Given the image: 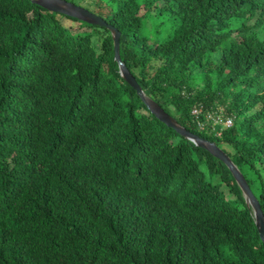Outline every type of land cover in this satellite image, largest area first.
Returning a JSON list of instances; mask_svg holds the SVG:
<instances>
[{
    "label": "trees",
    "instance_id": "16d2710c",
    "mask_svg": "<svg viewBox=\"0 0 264 264\" xmlns=\"http://www.w3.org/2000/svg\"><path fill=\"white\" fill-rule=\"evenodd\" d=\"M79 2L264 221V0ZM0 264H264L230 171L149 112L110 32L32 0H0Z\"/></svg>",
    "mask_w": 264,
    "mask_h": 264
},
{
    "label": "water",
    "instance_id": "95a60500",
    "mask_svg": "<svg viewBox=\"0 0 264 264\" xmlns=\"http://www.w3.org/2000/svg\"><path fill=\"white\" fill-rule=\"evenodd\" d=\"M39 6L52 11L68 15L84 21L89 24L98 25L105 27L112 37L113 42V59L118 65V71L120 76L135 90L136 94L149 110L159 121L163 122L165 125L171 127L178 134L184 138L190 140L192 143L208 151L211 155L222 161L225 166L230 171L232 177L234 178L237 186L239 187L245 203L251 208L254 224L258 233L259 239L264 242V221L263 214L259 207L258 201L252 194L247 182L244 177L237 169V167L231 162L229 157L212 141L203 139L196 134H193L186 130L184 127L180 126L170 115L163 111L153 100L145 96L139 85L136 83L134 77L127 70L125 65L119 58L118 55V40L119 32L111 25H109L100 16L88 11L87 9L76 5L67 0H32Z\"/></svg>",
    "mask_w": 264,
    "mask_h": 264
},
{
    "label": "built area",
    "instance_id": "2783aa9c",
    "mask_svg": "<svg viewBox=\"0 0 264 264\" xmlns=\"http://www.w3.org/2000/svg\"><path fill=\"white\" fill-rule=\"evenodd\" d=\"M192 113L193 114H197L198 113V110L197 109H193L192 110ZM208 118H212V121L214 124L218 123L220 120L218 117H215V116H212V114H206ZM231 124V119L230 118H226L223 122H221V126L223 127H227Z\"/></svg>",
    "mask_w": 264,
    "mask_h": 264
},
{
    "label": "rangeland",
    "instance_id": "374dc122",
    "mask_svg": "<svg viewBox=\"0 0 264 264\" xmlns=\"http://www.w3.org/2000/svg\"><path fill=\"white\" fill-rule=\"evenodd\" d=\"M71 1H73L74 3H77V4H81V6H84V7L88 8V9L92 10V9H91L90 7H88L86 4L79 2V0H71ZM165 22H166V23H165L164 29H165V31L167 32V29L169 28L170 21L167 20V21H165ZM262 176H263V180H264V173H262Z\"/></svg>",
    "mask_w": 264,
    "mask_h": 264
}]
</instances>
